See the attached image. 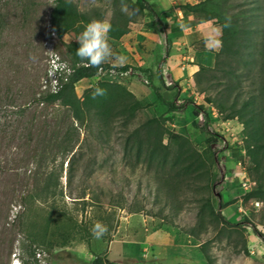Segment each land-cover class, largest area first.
I'll return each mask as SVG.
<instances>
[{"label": "rangeland", "instance_id": "374dc122", "mask_svg": "<svg viewBox=\"0 0 264 264\" xmlns=\"http://www.w3.org/2000/svg\"><path fill=\"white\" fill-rule=\"evenodd\" d=\"M72 1L90 19L101 16L108 21L116 9L122 11L121 0ZM131 1L124 0L130 6L124 11L130 19L129 32L120 40H110L125 62L105 63L110 68L77 82L76 93L80 96L98 80L121 83L149 104L147 113L165 117L172 133L185 138L184 146L199 153L207 149L204 140L210 132L217 133V143L211 146L217 160L209 178L182 183L181 177L173 184L176 168L170 169L168 163L155 168L147 164L143 152L138 159L134 151L126 150L133 129L144 120L142 112L127 124L115 122L100 136L94 127L75 121L62 103L39 102V95L45 94L42 79L48 46L55 38L50 21L54 0H0V264H91L98 255L113 262L123 250L127 254L123 264H160L155 248L142 243L151 231L182 240L177 256L172 258L173 251L161 253L167 260L172 258V264H264V230L260 236L236 224L244 219L228 200L241 171L264 185V147L248 149L242 120H222L214 104L205 102L206 96L220 99L230 92L239 105L264 84V0H243L252 13L247 19L259 29L250 33L252 46L257 43L262 50L253 71L237 59L220 58L219 65L215 58L210 65L196 59L190 27L200 19L184 16L178 6L200 0H148L160 11L154 18L139 12ZM83 27L56 39L54 50L61 61H66L63 43L76 41ZM166 36L171 39L169 54ZM178 41L184 48L177 50ZM183 49L194 59L190 65L213 67L208 82L196 86L195 73H187L186 81L177 80L178 64L173 59ZM124 65L130 66L126 74L112 68ZM223 67L232 72L224 75ZM145 70L151 72L163 99L182 104L181 110L166 112L147 86ZM195 105L209 113V131L191 125L193 119L204 121L202 111L198 117L192 114ZM163 140L176 147L168 135ZM254 159L256 170L250 168ZM216 211L229 224L216 220ZM246 211L264 225V209L256 213L247 206ZM98 221L107 226L100 239L92 234ZM252 243L257 246L254 254L247 249ZM134 253L141 258L137 262L131 258Z\"/></svg>", "mask_w": 264, "mask_h": 264}, {"label": "trees", "instance_id": "16d2710c", "mask_svg": "<svg viewBox=\"0 0 264 264\" xmlns=\"http://www.w3.org/2000/svg\"><path fill=\"white\" fill-rule=\"evenodd\" d=\"M245 2L243 0L235 2L234 0H200L196 3H184L178 6L184 16L191 15L193 18L200 19V22L212 21L220 27V47L215 53V65L223 62L220 58L237 59L239 63L245 62L248 65L247 67H250L249 71H253L258 55H262V50L259 49L257 43L252 46L253 40L250 38V33L253 31L259 32V29L254 26L251 19H247L252 13L246 9L250 5ZM241 5H245V8L241 9ZM132 6L139 12H147L151 18L160 16V11H156L148 0H134ZM236 6H239V9L232 11ZM226 18H230L229 27H224ZM98 19L103 20L101 16ZM91 20L93 19H90L84 12L80 11L72 0H54L50 21L58 38L61 39L66 35H71L77 26L85 25ZM108 22L112 26L109 34L110 40H120L130 30V19L124 11L116 9ZM161 28L163 29V27ZM176 30V27L172 28L173 32ZM190 40L194 50H206L205 39L199 38L198 33H192ZM166 44V54H169L171 39L168 36H166ZM63 47L64 59L68 63L71 72L65 80L61 79V87L57 92L39 95L37 98L39 102L47 104L62 103L69 108L75 121L80 123V125L86 124L89 127H94L98 130L100 136H104L106 132L112 129L115 122L122 121V123L127 124L136 118L138 112H142L144 120L138 127L133 129L131 133L133 138L130 143L129 141L127 142L126 150L134 151L138 159H140V154L143 152L145 155L144 160L148 165L155 168H163L166 163H168L170 169L176 168V171L171 174V176H174L173 184L176 182L180 183L178 180L181 177H183L182 183L186 181L191 183L196 177L209 178L210 168L217 160L216 151L211 149V146L217 143V133L210 132L208 137L205 138L204 143L207 145V149L204 153H199L190 146H184L182 142H184L185 138L172 133L166 125L167 119L165 117L147 113L146 106L149 104H144L124 85L115 81H97L100 87L106 89L104 96L93 98V86L97 82L84 89L82 94L78 96L75 90L77 82L82 79H90L96 76L100 70L110 68V66L103 64L100 67H90L87 63L82 62L76 55V49L79 47L77 41L64 42ZM112 68L117 71H126L130 66L124 65ZM212 70L213 67L200 65L194 74L196 86H200L203 81L208 82L209 74ZM220 70L224 75L232 72L231 69H224V67L223 69L220 68ZM145 72L147 74V86L153 91L156 99L165 105L166 112L181 110L183 108L182 104H177L174 100L167 101L163 99L159 88L151 80V72L149 70H145ZM157 76L160 83L163 84L160 69ZM174 86L176 84L168 86V88ZM257 90L258 94H250L239 105L236 98L230 97V92L221 94L220 99H214L210 96L205 97V102L214 104L216 112L222 120H232L234 118L242 120L245 126L248 149L264 147V84ZM201 111L204 117L203 123L199 124L196 119H193L191 125L201 132L209 131V113L201 105H195L192 109V114L198 117ZM165 135H168L173 140L172 142L176 145L175 148H171L168 143L164 142L163 137ZM129 139L127 138V140ZM168 158L170 159L168 160ZM254 162L255 165L250 167L252 170H256L258 165L257 160L254 159ZM255 199L264 200V185L259 181L245 196L246 202ZM219 205L221 207L225 206L223 203ZM213 215L222 225L229 224L219 211L214 212ZM236 224H242V221ZM256 232L262 236L261 231L256 230ZM207 258L209 259L208 256ZM91 264L116 263L98 255L95 256Z\"/></svg>", "mask_w": 264, "mask_h": 264}, {"label": "built area", "instance_id": "2783aa9c", "mask_svg": "<svg viewBox=\"0 0 264 264\" xmlns=\"http://www.w3.org/2000/svg\"><path fill=\"white\" fill-rule=\"evenodd\" d=\"M53 34L55 38L52 39V42L49 43L48 46V58H46L47 66L42 79V87L45 90V93L57 92L61 87V79L65 80L67 75L71 72L68 63L66 61H61L60 57L54 50L57 41L56 39H58V37L55 35L54 31ZM188 61H191V58H189L187 55H183L181 57V70L185 69ZM127 72V70L124 71V74ZM238 178L239 179L237 180L234 189L228 195V200L235 206L240 218L244 219V221H242V226L246 232L253 234L256 232V230L263 231L264 225H261L260 221L258 220L255 222L253 219H251L246 211L247 206L251 207V209H253L256 213L264 209L263 199H255L249 202L245 201L246 194L256 186V181L249 177L245 170L239 172ZM247 249L250 254L257 252V246L255 244L248 245Z\"/></svg>", "mask_w": 264, "mask_h": 264}, {"label": "crops", "instance_id": "0c3cea01", "mask_svg": "<svg viewBox=\"0 0 264 264\" xmlns=\"http://www.w3.org/2000/svg\"><path fill=\"white\" fill-rule=\"evenodd\" d=\"M190 29H191L190 33L196 32V33H198L199 38L205 39L206 50L196 51L191 46V49L194 51V56L196 57L197 60H199V62L201 64H204L202 62H205V63L210 65L214 61L215 53L219 50V47H220V41H219V36L221 34L220 27L215 25L212 21H203V22H199L197 24H194L193 26L190 27ZM176 44H177V46L176 45L175 46H176L177 50L182 48L184 45V43L180 44V41L176 42ZM182 51L179 53V55H174V59L177 58L176 60L173 59L175 64H178V69L180 71L178 69H176L174 67V65H172V67L175 68L176 78H177V80H179V82H182L183 80L186 79L185 76H187V73L188 74L190 73V75H191L198 70L197 65L196 64L190 65L189 61H188V64L186 65L187 67H185L184 70L180 69V65L182 64L181 57L183 55H186V54H184V51H186V50L183 49ZM193 61H194V59L192 57L191 62H193ZM187 70H189V72H187ZM177 240L178 239L175 235L169 236L167 234H162V233L157 232V231H151L145 235V238L142 241V243L153 247V249L155 248L157 253L154 255V257L160 261V264H172V263H174L172 260L173 256H177L176 252H177L179 246H182V240H181V243H179ZM166 250L167 251H173L171 261H170V259L167 260V257H163L161 254ZM124 255H127L126 250H123V252H121L120 256H118L117 260H113V262H115L117 264H123V262L125 260H127V258H125ZM138 256H139L138 254L134 253L131 258H133V260H135L137 262V260L141 259Z\"/></svg>", "mask_w": 264, "mask_h": 264}, {"label": "clouds", "instance_id": "9594fccd", "mask_svg": "<svg viewBox=\"0 0 264 264\" xmlns=\"http://www.w3.org/2000/svg\"><path fill=\"white\" fill-rule=\"evenodd\" d=\"M130 6L121 0V10L128 11ZM230 26V18H226L224 27ZM112 26L108 21L93 19L84 25L83 30L77 38L79 47L76 49V55L82 62L87 63L90 67H100L108 62L118 61L123 64L126 58L114 52L110 43V32ZM106 89L99 86L97 82L93 86L92 96H104ZM107 233V226L101 222H96L93 226L92 234L95 238L100 239Z\"/></svg>", "mask_w": 264, "mask_h": 264}]
</instances>
